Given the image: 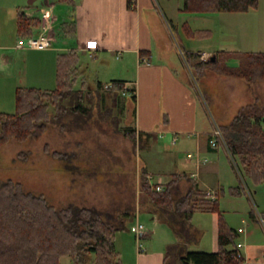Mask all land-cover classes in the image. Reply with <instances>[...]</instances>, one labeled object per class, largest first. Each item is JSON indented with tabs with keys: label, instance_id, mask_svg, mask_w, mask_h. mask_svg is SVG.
<instances>
[{
	"label": "rangeland",
	"instance_id": "rangeland-1",
	"mask_svg": "<svg viewBox=\"0 0 264 264\" xmlns=\"http://www.w3.org/2000/svg\"><path fill=\"white\" fill-rule=\"evenodd\" d=\"M49 1L55 5L59 3L57 0ZM153 2L161 16L173 21L176 26L174 34H169V39L177 45L179 51L202 49L212 52L224 48L229 52H264V0H258L257 8H250L245 12L216 13L182 11L183 0H153ZM42 5H45V0H33L31 3L29 0H0V111L2 112L16 111L17 87L41 89L56 87L55 67L51 58V54L53 57L55 51L53 53L44 49L54 48L56 45L52 42V36L56 35L58 41L64 38L70 40L73 37L66 35L68 33L65 32L67 28L64 23L68 22L73 26L67 12L68 4H63L62 7L57 5L55 11L50 10L54 17L49 29L50 46L30 48L25 44L27 39L20 40L16 34L18 13L30 9L32 14L40 18L41 12L37 9ZM124 10L125 7L121 13H117V21L124 32L123 46H127L125 34L129 35L133 24ZM40 24L39 20L33 36L38 34ZM152 24L153 29L159 35H163L158 21L153 20ZM183 24H187L193 30L208 29L211 34L205 38L188 37L182 29ZM93 42L98 43V38ZM110 59L108 63L114 73L108 75L102 63L96 62L88 70L86 80L79 77L76 82V87L87 83V89L92 91L91 102L88 99L85 102L92 108L88 110L89 113L81 117L77 116L76 120H74L76 115H67L59 122L49 121L38 139L25 141L10 139L0 145V180L11 179L20 182L26 191L42 194L56 208L75 203L100 210L119 227L115 233L114 243L117 252L120 251L119 257L121 258L120 253L126 257L125 264L136 263L139 249L135 234L139 223L143 225V231H151L155 250H159L163 243L165 245L167 241H171L180 251V257L187 251L211 252L213 247L217 246L213 230L217 228L218 212L227 225L238 231L235 242L243 244L240 248L241 252H248L253 264H264L262 256L264 228L256 217L251 215L256 209L264 212V180L254 182L248 177L238 159L233 162L222 144L218 146L217 153L213 151L209 153L210 161L216 160L212 164L216 167L217 163L219 175L207 174L206 184L203 185L213 193L215 190L218 191V210L217 212L196 210L190 218L192 225L200 230L199 234L182 235L180 226L176 222L165 224V221L161 222L157 219L158 210L150 211L148 205L147 208L143 206V201H147V197L141 189L142 168L145 167L148 172L147 164L156 157L160 160L161 166H155L156 168L153 169L155 172L153 180H165L167 176L164 172L162 158L164 155L157 152L158 146H162L170 156L177 158L175 164L177 169L181 168L180 163L185 158V151L169 152L167 141L160 138L157 141L154 140L155 138L142 136L133 141L128 137L127 134L132 128L135 129L134 108L137 106V101L122 93L117 95V98L110 96L105 91L104 84L109 85L112 80L128 79L133 74L135 76L136 71L131 70V62H127L129 60H125L123 71L121 66L118 67L122 63L120 60L114 57ZM89 60L90 58L86 59ZM227 64L236 66L238 60L231 56ZM125 67H128L129 73ZM188 72L195 90L200 89L209 95L207 103L202 101L201 117L204 126L211 127L215 124L216 127V124L226 123L228 121L225 120L226 117L232 118L241 105L252 102L251 94L246 92L242 80H237L243 78L221 75L209 68L197 72L188 66ZM226 78L237 80L234 92L233 88L229 90ZM98 80L103 83L102 86L104 85L99 89L96 84ZM260 82L264 80L249 83H255L258 92ZM107 107L111 110H106ZM201 137L205 139L206 135L202 134ZM193 145L192 141V149ZM53 151L63 155L54 157L51 155ZM238 184H242L244 192L230 193V187ZM176 195L180 196L181 192ZM140 242L143 249L140 253L148 252L150 246L146 236H143ZM166 250L174 251L172 247H165ZM93 259L94 256L91 254L86 262L80 264H93ZM171 260L175 261V258L172 257ZM63 264L74 263L69 257H65Z\"/></svg>",
	"mask_w": 264,
	"mask_h": 264
},
{
	"label": "trees",
	"instance_id": "trees-1",
	"mask_svg": "<svg viewBox=\"0 0 264 264\" xmlns=\"http://www.w3.org/2000/svg\"><path fill=\"white\" fill-rule=\"evenodd\" d=\"M132 2L127 0L129 8ZM257 6L258 0H183L181 9L193 13L245 12ZM39 20V17H29L21 10L17 15V37L20 40L32 37ZM168 25L174 34V25L170 21ZM65 26V32L72 34L73 26L68 23ZM182 29L188 37L205 38L211 34L208 29L192 30L187 24H183ZM180 52L191 70L202 72L209 68L221 75L243 78L248 82L264 80V52L219 51L213 54V58L205 60L187 49H180ZM231 56L238 60L236 66L227 64ZM78 63L76 50L59 52L55 60L54 89L16 88V111H0V145L10 139H38L49 121L59 122L67 115H76V120L77 116L89 113L92 108L85 102L86 99L91 102L92 91L84 83L76 87L80 77ZM103 86L98 83L97 89ZM105 91L117 98L125 91L124 81L112 80ZM131 98L135 101L134 94ZM109 109L107 107L106 110ZM217 126L224 141L218 146L222 144L225 147L233 162L237 158L245 174L254 182L264 180V104L254 100L242 105L228 123ZM127 135L133 141L137 137H153L144 133L136 135L133 129ZM51 155L58 157L63 154L53 151ZM147 173L143 167L141 189L147 197L149 210L159 211V221L179 224V220L189 222L196 210L217 212L218 191L215 190L212 199L187 173L174 172L159 191L149 183ZM183 179H187L189 185L178 196L176 193ZM229 191L241 194L244 187L238 184L230 187ZM251 215L255 216V213ZM110 220L92 206L69 203L56 208L42 194L26 191L20 182L0 180V264H63L65 257L74 264H80L86 262L91 254L94 256L93 264H123L114 243L119 227ZM237 236V230L227 225L218 212L216 251H187L180 257V264H241L243 257H232Z\"/></svg>",
	"mask_w": 264,
	"mask_h": 264
},
{
	"label": "crops",
	"instance_id": "crops-1",
	"mask_svg": "<svg viewBox=\"0 0 264 264\" xmlns=\"http://www.w3.org/2000/svg\"><path fill=\"white\" fill-rule=\"evenodd\" d=\"M32 1L29 0V3ZM63 4H68L67 12L70 15L74 30L72 31L73 34H66L73 36L70 40L64 38L58 41L56 35L52 36V42H55L56 45H54V48L44 49L53 53L55 51L53 57L51 54L54 67L57 53L71 49L76 50L79 55L78 70L83 80H86L88 70L96 62L102 63V67L105 68L109 75L114 73L108 63V61H111L110 58L114 57L120 60L122 63L118 67L121 66L123 71L125 60H129L127 62H131V65L129 63L130 68L136 71V74L123 80L125 91L122 94L130 97L134 94L135 101H137V106L134 108L135 129H132L137 135L139 133L152 134L153 137L151 138H155L154 140L158 141L159 138L166 140L167 145H169L167 147L169 152L172 150L176 152L185 151V158L180 163L181 168L177 169L178 167L175 166L177 158L170 156L162 146H158L159 151L157 152L164 155L161 157L164 159V172L167 176L165 180L154 181L163 184L174 172H185L198 183L201 189L209 190L204 187L207 174L215 173L219 175L217 163L216 167L212 164L216 160L210 161L209 159V153L212 151L217 153L218 150V147L212 148L210 146V139L213 137L212 131L215 124L211 127L204 126L201 117V114H203L202 101L207 103L209 95L206 92L203 93L200 89L196 91L193 87L188 66L184 62L177 45L169 39V34H173V32L169 29L168 20L165 19V16H161L153 0H133L131 8L127 6V0H74L71 4L59 2L57 5L62 7ZM57 5L52 1L45 0V5L40 6L37 10L50 8L55 11ZM124 7V11L133 24L129 35L125 34V40L126 42L128 41L127 46H123L124 32L121 30L122 26H118L117 21V13H121ZM23 12L29 17H39L32 14L30 9H25ZM153 20L158 21L163 35H159L153 29ZM170 22L173 24V21ZM174 27L176 31V26ZM34 29H37V27ZM95 38H98V43L93 42ZM190 51L198 54H212L213 56L216 52L227 50L223 48L212 52L202 49H190ZM88 58L90 60L86 61ZM125 68L127 73H129L128 67ZM226 79L229 90L233 88V92L236 81L242 80L246 92L251 94V100H258L264 104V82H260L257 92L256 86H254L255 83H249L243 79ZM231 81L232 83L230 84ZM98 83L103 84L99 80L96 84ZM85 84L87 88V83ZM104 85L107 86L106 84ZM121 111L124 113V109ZM232 118L226 117L225 120H228L226 123ZM202 134L206 135L205 139H202ZM174 138L175 140L173 141ZM192 141L194 144L193 149ZM188 153H195L200 159L205 158L206 161L198 163L194 157L188 158ZM155 166H161L160 160L156 157L147 164L148 172H152V176L155 173L153 170L156 168ZM188 185L189 181L183 179L179 184L177 193H184ZM143 203V206L147 208L148 201H143ZM177 223H179L182 235L199 234L200 230L198 231L192 225L191 220L189 222L179 220ZM213 231L215 232L214 236L217 244V228ZM145 236L148 239L150 249L144 253H140L138 250L135 264H180V251L171 241H167L165 245L163 243L159 250H155L151 231H144ZM165 247H172L174 251H165ZM215 249H217V246H214L211 252L216 251ZM120 254L121 258L123 257L122 263L125 264L126 257H124L123 253ZM242 254L246 264H253L252 257H250L248 252L245 251ZM172 257L175 258V261L171 260Z\"/></svg>",
	"mask_w": 264,
	"mask_h": 264
},
{
	"label": "built area",
	"instance_id": "built-area-1",
	"mask_svg": "<svg viewBox=\"0 0 264 264\" xmlns=\"http://www.w3.org/2000/svg\"><path fill=\"white\" fill-rule=\"evenodd\" d=\"M50 8H42L40 9L41 15H40V27H39V32L36 36H32L27 38V40L25 41V44L27 46H29L30 48H40V47H48L50 46V41L51 38L49 36V29L51 28V24L52 21L54 20V17L52 16V14L50 13ZM20 46V44H19ZM90 47V46H89ZM210 54L207 53H200V58L204 59L207 58ZM212 138L210 139V146L212 148H216L218 146L219 143H223V138L221 135V131L218 128V126L214 127L213 131H212ZM175 140V138L173 139V141ZM188 158H195V160L199 163V162H205L206 159H200L198 157L197 154L195 153H188L187 154ZM148 177V181L149 183L153 186V188L155 190H162L163 189V185L160 183H157L156 181L153 180V176L150 174L147 176ZM156 182V184H155ZM155 184V185H154ZM206 194L211 197L212 199L214 198V193L211 190H207ZM255 217L257 219V221L260 223V225L264 228V212L258 211L257 209L255 210ZM144 236V231H143V225L139 224L138 228L136 230V234L135 237L137 239V245H138V249L139 251H142V244L140 242V239ZM242 243L241 242H237L236 246H235V251L232 253V257L235 259L241 258L243 257V254L240 250V248H242ZM264 256V255H263ZM245 261H242L241 264H244Z\"/></svg>",
	"mask_w": 264,
	"mask_h": 264
},
{
	"label": "water",
	"instance_id": "water-1",
	"mask_svg": "<svg viewBox=\"0 0 264 264\" xmlns=\"http://www.w3.org/2000/svg\"><path fill=\"white\" fill-rule=\"evenodd\" d=\"M210 58H213V56H211Z\"/></svg>",
	"mask_w": 264,
	"mask_h": 264
}]
</instances>
